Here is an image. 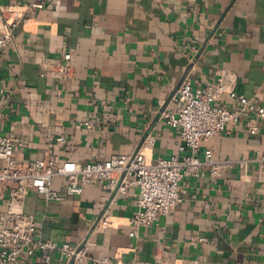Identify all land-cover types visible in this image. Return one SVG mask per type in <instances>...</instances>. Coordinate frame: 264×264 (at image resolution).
Here are the masks:
<instances>
[{
	"label": "crops",
	"instance_id": "crops-1",
	"mask_svg": "<svg viewBox=\"0 0 264 264\" xmlns=\"http://www.w3.org/2000/svg\"><path fill=\"white\" fill-rule=\"evenodd\" d=\"M31 0H0V5ZM0 50V135L15 134L17 160L89 163L140 150L150 161L182 155L180 128L161 111L181 80L195 88L224 75L264 107V0H43ZM66 50L74 79L41 76ZM235 78H233V75ZM173 108L176 105H172ZM91 120L92 128L84 127ZM64 136L65 142L57 138ZM150 137L153 142L148 143ZM215 159H250L264 151V119L250 133L229 123L202 142ZM68 179L53 188L66 191ZM183 202L137 234V188L113 193L99 182L78 197L47 200L30 190L26 209L44 239L78 245L91 236L90 259L136 264H264V189L250 162L221 178L209 169L181 181ZM4 196L0 207L7 209ZM101 218L106 224L99 223ZM203 238L204 240H200ZM65 258L55 252L51 264ZM26 257L21 264H35Z\"/></svg>",
	"mask_w": 264,
	"mask_h": 264
},
{
	"label": "built area",
	"instance_id": "built-area-1",
	"mask_svg": "<svg viewBox=\"0 0 264 264\" xmlns=\"http://www.w3.org/2000/svg\"><path fill=\"white\" fill-rule=\"evenodd\" d=\"M43 7V0L0 5V50L16 47V31L24 25L28 13ZM61 58L64 63L54 59L55 63L41 76H53L70 84L74 79L72 54L64 50ZM254 97H260L259 93ZM255 99L237 92L224 75L213 83L195 88L189 81V75H185L168 106L161 111L166 125L180 128L179 149L184 153L160 157L156 161H150L140 150L89 163H59L51 158L20 161L13 152L15 147L23 146L24 141L15 134L0 135V203L4 196L8 200L6 210L0 207V264H21L26 257H35V264H51L55 252L65 258L60 264H84L90 259L91 236L78 245H72L68 242L58 244L39 235L37 223L26 209L30 190L47 200H63L68 196H80L85 184L99 182L113 193L110 202L114 204L118 195L128 196L132 188H137L138 211L130 221L134 228L130 235L135 236L140 226H150L161 216L174 212L184 200L181 181L190 176H200L204 170L209 169L214 178H221L228 169L240 166L246 170L252 162L264 189V151L250 159H215L210 148L204 151L203 156L198 154L202 142L224 132L229 123H241L248 132L254 133L259 120L264 119V107ZM83 124L87 129L93 126L91 120ZM57 141L65 142L64 136H59ZM146 141L153 142L150 137ZM58 176L68 179L64 193L53 188V180ZM106 222L103 218L99 220L101 224ZM99 263L113 264L108 257ZM114 264L136 263L117 258Z\"/></svg>",
	"mask_w": 264,
	"mask_h": 264
}]
</instances>
